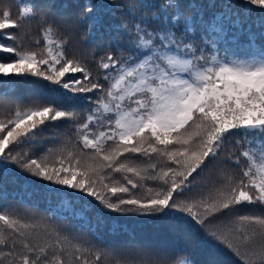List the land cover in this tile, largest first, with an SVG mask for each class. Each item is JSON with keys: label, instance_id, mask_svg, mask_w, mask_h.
I'll use <instances>...</instances> for the list:
<instances>
[{"label": "snow or ice", "instance_id": "1", "mask_svg": "<svg viewBox=\"0 0 264 264\" xmlns=\"http://www.w3.org/2000/svg\"><path fill=\"white\" fill-rule=\"evenodd\" d=\"M16 2L20 4L16 16L10 7L0 10V40L16 42L21 27L38 17L46 25L40 32L44 49L0 43V53L11 54L9 60L0 59V77H37L78 98L97 91L100 95L87 121L77 128L83 149L92 150L87 158L92 162L71 151L52 160L36 153L38 138L49 122L74 116L65 106L36 103L0 118V181H18L20 175L25 182L45 181L48 195L77 215L92 206L77 209L80 197L73 193L92 197L106 212L144 216L175 212L202 226L243 203L264 206V18L249 25L230 0L219 5L216 0H159L151 19L141 17L129 30L131 54L108 52L99 59L98 67L105 70L103 79L108 81L105 89L84 63L66 56L67 38H56L49 22L54 5ZM245 2L264 9V0ZM128 11L134 13V6L129 5ZM77 20L89 33L105 28L103 11L93 0H88ZM107 30H112L110 25ZM109 114L114 118L109 119ZM94 123L107 128L93 132ZM234 136L241 138L235 141L237 146L242 141L249 145L241 152L247 167L234 154H226L223 163L242 167L241 179L234 182L230 172L221 169L220 187L199 199L186 197L207 162L221 157ZM108 141L114 145L110 150L105 149ZM126 153L148 157V166L121 161ZM153 155L161 158L159 166L152 162ZM13 167L19 175H12ZM114 173H121L126 183ZM146 179L159 182L158 187H146L142 183ZM129 185L143 189L142 194L132 193ZM96 219L98 224L106 223L102 215ZM0 222V264H65L61 253L69 256L70 264H90L84 255L90 250L67 237L57 234L54 242L31 243L35 225L6 213L0 214ZM250 225L255 226L251 231ZM224 231L222 242L245 264H264V242L252 252L245 247L257 236L264 241V214L230 219ZM210 234L217 238L215 231ZM241 247H245L243 255ZM99 261L95 254L94 264ZM176 264L196 261L182 257Z\"/></svg>", "mask_w": 264, "mask_h": 264}, {"label": "trees", "instance_id": "2", "mask_svg": "<svg viewBox=\"0 0 264 264\" xmlns=\"http://www.w3.org/2000/svg\"><path fill=\"white\" fill-rule=\"evenodd\" d=\"M27 0H21L26 3ZM36 4L48 3L54 5L50 10L49 22L53 23L54 36L60 41L67 38L64 52L68 58H75L84 63L91 71L94 79L108 88V81L103 79L105 70L98 67L99 59L108 52L117 56H127L132 50L129 48L130 33L134 24L141 17L151 19L152 13L157 10L159 0H93L101 7L104 15L105 28L87 31L86 25L77 20V14L84 11L88 0H32ZM219 5L222 0H216ZM233 9L240 14V19L247 20L248 24L259 18H264V9L246 3L245 0H230ZM67 5V7H61ZM134 6V13L130 14L128 6ZM10 7L16 16L20 10V4L16 0H0V10ZM111 26V31L107 26ZM42 22L37 17L26 22L16 33V42L0 40V43H19L29 50L44 49L43 37L40 35ZM15 31V30H13ZM255 31V28H253ZM134 35V31L131 33ZM40 40V44L35 43ZM241 43L246 44V37L241 36ZM119 46V47H118ZM11 54L0 53V59L9 60ZM79 76L80 74H76ZM100 92L85 94L84 98L74 97L64 92L63 89L51 85L48 81L37 77L3 78L0 77V118H7L14 114L17 108L24 109L34 106L36 103L54 102L67 107L74 113L72 118H64L48 123L41 137L38 138L36 147L37 155L47 154L50 160L60 156H66L69 151L79 156L83 153L82 160L87 161L91 156V149H83L80 143L78 125L87 121V117L96 107L97 97ZM109 119L114 118L110 114ZM99 124L90 125V130H106ZM232 142L225 146L221 157L209 160L207 168L193 182V187L185 196L199 199L207 196L210 191L222 184L221 169H226L234 178V182L242 177V167H247V161L241 152L249 145L237 146L235 141L239 136L231 138ZM114 145L111 141L105 144V149L110 150ZM147 147V142L145 144ZM162 147V146H159ZM49 149L51 150L49 152ZM226 154H234L240 157L242 167L234 163L224 164ZM127 159L132 166L146 168L149 158L138 154L126 153L120 157ZM160 157L153 155L152 162L159 166ZM92 162V161H87ZM13 176L19 175V170L10 169ZM151 172V170H149ZM116 179L126 183L121 173L113 174ZM130 178L131 173L127 174ZM195 175V174H194ZM25 177L20 179H7L0 181V214H8L12 218L23 223L35 225L31 243L41 245L54 242L59 237H67L72 244H79L90 251L84 253L90 264H94V255H100L98 264H176L182 257H190L196 264H207L209 260H218L220 264H245L233 249L222 242L226 233L224 231L228 220L242 215H262L264 206L258 204L243 203L225 213L219 214L207 225H200L194 220L170 212L159 216H144L138 214H118L104 211L98 202L92 197L82 193H73L80 199L75 207L91 205L92 210L77 215L72 209L63 206L56 197L48 195L49 184L45 181L31 179L25 182ZM146 187H158L159 182L146 179L142 182ZM52 187H59L52 185ZM130 189L131 186L129 185ZM72 192V190H67ZM134 194H142L143 189H131ZM215 193L213 192V195ZM97 215H102L106 223H97ZM2 223V222H0ZM108 225L119 227L110 228ZM249 226V231L254 228ZM215 231L217 238L210 234ZM231 239V237H229ZM63 242V241H62ZM257 236L245 247L249 252L258 250L262 244ZM233 247L236 241L232 239ZM245 247L240 248V253H245ZM71 251V250H70ZM51 249L49 256H51ZM74 256L75 253L72 252ZM65 264H70L69 256L61 253Z\"/></svg>", "mask_w": 264, "mask_h": 264}]
</instances>
